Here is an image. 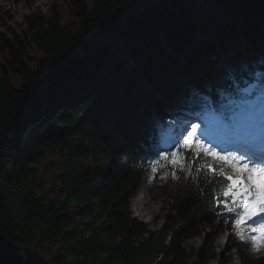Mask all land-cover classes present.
Masks as SVG:
<instances>
[{
	"label": "trees",
	"instance_id": "16d2710c",
	"mask_svg": "<svg viewBox=\"0 0 264 264\" xmlns=\"http://www.w3.org/2000/svg\"><path fill=\"white\" fill-rule=\"evenodd\" d=\"M23 20L15 28L0 15V264L217 257L184 240L230 223L222 206L209 209L219 177L155 172L148 193L174 199L157 230L132 214L130 199L161 150L151 145L155 112L231 106L264 73L254 57L264 56V0H53L48 13ZM223 54L230 69L220 73ZM50 153L59 155L47 167L60 164V185L44 190ZM235 245L242 264H264V252Z\"/></svg>",
	"mask_w": 264,
	"mask_h": 264
},
{
	"label": "snow or ice",
	"instance_id": "6c2138e0",
	"mask_svg": "<svg viewBox=\"0 0 264 264\" xmlns=\"http://www.w3.org/2000/svg\"><path fill=\"white\" fill-rule=\"evenodd\" d=\"M190 129L176 151L166 152L154 162L153 172L157 167L171 166V175L176 178L175 170L219 177L222 188L216 203L231 214L233 233L241 241H251L247 246L253 252H264V143L259 149L249 144L243 155L238 151H218L200 138V124L193 123ZM194 163L198 167H192Z\"/></svg>",
	"mask_w": 264,
	"mask_h": 264
},
{
	"label": "rangeland",
	"instance_id": "374dc122",
	"mask_svg": "<svg viewBox=\"0 0 264 264\" xmlns=\"http://www.w3.org/2000/svg\"><path fill=\"white\" fill-rule=\"evenodd\" d=\"M52 1L53 0H46L45 2L41 1V3L37 4V0H32L30 3H28L25 0H0V15L6 21H8V25H11L16 28V27H19L20 24H23L24 22L23 19L27 15H30L33 13H38V14L48 13L49 6L51 5ZM10 14H13L14 17L10 18L9 17ZM1 27L3 31L7 29L6 26L5 27L1 26ZM226 57L227 56L225 54H223L221 57H217V67L219 70L227 66L226 61H225ZM257 58L259 60L263 59L261 54H258ZM256 85L257 84L253 83L245 89L246 94L248 96L249 95L251 96L253 92L257 90ZM244 105H245L244 110L240 114L238 113L235 115V120L232 123L234 124L235 127L240 128V129H247L249 126L252 125L251 124L252 122L260 123L261 118L264 115V112H263L264 111V97L261 94H258L255 97L249 98L248 102H245ZM205 111H206L205 114H203L201 118L203 121H205L207 129L211 132V134L214 133L213 135L214 137L224 136L222 132L226 130V128H224L225 123H224V120L220 118L218 110L215 108V106H209L206 108ZM195 116L200 117V115H198L197 112H195ZM152 122L156 124L155 119H153ZM193 123L199 124L198 121L187 123L185 126L186 132L183 135H186L187 131L191 130L190 125ZM222 128L224 129L222 130ZM200 129H201V126H200ZM199 130L198 132H200ZM200 138L204 140L205 142L210 143L209 141L203 139L201 136ZM156 141L157 139L154 140L153 145H155V143L157 144L158 141L157 142ZM161 143L164 146L166 142L164 141ZM164 147H167V146H164ZM166 152L168 151L162 152L161 156L165 154ZM58 156L59 155L54 154V153L48 154L47 159L45 160L44 164L40 167L41 176L45 180V186L43 188L44 190H49L53 186L54 183L60 185V181H58L57 179L58 178L57 176L61 172L60 164L54 165L51 168L47 167V165L50 162H52L53 159L58 158ZM161 156L157 157L155 160L154 159L152 160L151 172L144 177V187L146 189L152 186L153 175L158 170V168H160V167H157V170L153 172L152 167L154 165V162L157 159H159ZM142 182H140L139 188ZM39 191L42 192V189H40ZM140 193L142 192H139V194ZM138 200L139 201L142 200L140 202V206L136 204ZM130 202H131L130 210L132 214L138 219L144 221L150 227L151 230H157L162 227L167 214L171 211L172 203L174 202V199L172 198V196L167 195V194H162V193H160L158 197H154L152 195L147 194L144 198L137 199L136 193H134L133 196H131ZM231 225H232V221L228 224V226H231ZM226 236L227 235L226 234L224 235L222 232L216 235H210L206 232H202L201 234L186 238L184 240V244L190 250L203 249L204 253L208 256H211L213 254V251L217 254V257H210L209 260L205 262L204 264H224L225 261H227L228 264H240L239 263L240 261H238V259L229 261L230 253L231 252L233 253L234 251L233 250L229 251L230 248L226 250L225 248ZM233 238L234 239H231L229 246L233 243L234 240L241 241L236 236ZM60 249L70 254L71 246L68 244H62L60 246Z\"/></svg>",
	"mask_w": 264,
	"mask_h": 264
},
{
	"label": "bare ground",
	"instance_id": "6f19581e",
	"mask_svg": "<svg viewBox=\"0 0 264 264\" xmlns=\"http://www.w3.org/2000/svg\"><path fill=\"white\" fill-rule=\"evenodd\" d=\"M41 1H42V2H45L46 0H37V4L41 3ZM124 161H126V160H124ZM142 181H143V182L141 183L140 188L138 189V193H137V194H139V192H142L143 189L145 188V187H144V179H143ZM144 190H145V189H144ZM136 196H137V195H136ZM138 198H139V199H142V198L140 197V195L137 197V199H138ZM141 201H142V200H141ZM141 201L138 200V201L136 202V204H137L138 206H140V202H141Z\"/></svg>",
	"mask_w": 264,
	"mask_h": 264
}]
</instances>
